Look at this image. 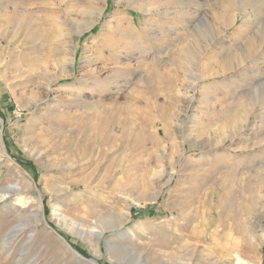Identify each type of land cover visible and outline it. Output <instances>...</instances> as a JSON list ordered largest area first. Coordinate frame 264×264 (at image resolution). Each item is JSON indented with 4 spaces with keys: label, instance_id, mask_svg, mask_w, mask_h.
I'll use <instances>...</instances> for the list:
<instances>
[{
    "label": "rangeland",
    "instance_id": "obj_1",
    "mask_svg": "<svg viewBox=\"0 0 264 264\" xmlns=\"http://www.w3.org/2000/svg\"><path fill=\"white\" fill-rule=\"evenodd\" d=\"M0 86V264H264V0H0Z\"/></svg>",
    "mask_w": 264,
    "mask_h": 264
},
{
    "label": "bare ground",
    "instance_id": "obj_2",
    "mask_svg": "<svg viewBox=\"0 0 264 264\" xmlns=\"http://www.w3.org/2000/svg\"><path fill=\"white\" fill-rule=\"evenodd\" d=\"M14 188V187H13ZM3 197H1L0 199H2ZM21 199H18V201L16 202V203H18V204H20V205H24L25 203H27L28 201L24 198V196L23 197H20ZM15 201H16V199H15ZM40 208V207H39ZM12 209L13 210H17V207L16 206H12ZM57 217H59L58 219H56V220H58V221H60V219H63V220H65L66 221V219H65V217H61L60 215H59V213H56L55 214ZM68 220V219H67ZM57 222V221H56ZM69 224V223H68ZM66 243V242H65ZM69 248H70V246H69ZM76 254V253H75ZM76 255H78V254H76ZM93 264H98L97 262H95L94 261V263Z\"/></svg>",
    "mask_w": 264,
    "mask_h": 264
},
{
    "label": "crops",
    "instance_id": "obj_3",
    "mask_svg": "<svg viewBox=\"0 0 264 264\" xmlns=\"http://www.w3.org/2000/svg\"><path fill=\"white\" fill-rule=\"evenodd\" d=\"M1 87V86H0ZM2 96V90H1V88H0V97ZM10 96H7L6 97V100H8V98H9ZM5 101V100H4ZM6 106V108L7 109H9L10 110V113L12 112V106H11V103L9 102V100H8V104L7 105H5ZM10 119V118H9ZM11 121H13V119L11 120Z\"/></svg>",
    "mask_w": 264,
    "mask_h": 264
},
{
    "label": "water",
    "instance_id": "obj_4",
    "mask_svg": "<svg viewBox=\"0 0 264 264\" xmlns=\"http://www.w3.org/2000/svg\"><path fill=\"white\" fill-rule=\"evenodd\" d=\"M59 234V233H58ZM75 253V252H74Z\"/></svg>",
    "mask_w": 264,
    "mask_h": 264
}]
</instances>
